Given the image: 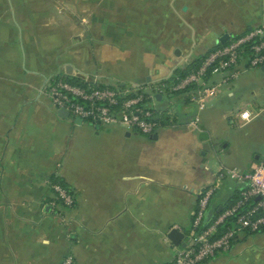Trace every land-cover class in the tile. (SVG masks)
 Here are the masks:
<instances>
[{"label": "crops", "instance_id": "0c3cea01", "mask_svg": "<svg viewBox=\"0 0 264 264\" xmlns=\"http://www.w3.org/2000/svg\"><path fill=\"white\" fill-rule=\"evenodd\" d=\"M254 26H264V0H0V264L67 256L74 264H171L181 246L166 235L176 228L188 240L198 196L216 181L212 153L229 160L219 167L242 172L264 160V84L256 81L264 66L243 71L202 111L174 94L173 121L151 136L77 123L59 114L44 87L81 75L120 87L184 74L225 34ZM130 28L172 31L139 38ZM116 63L120 72L110 77ZM233 99L255 116L240 120L243 110L227 107ZM195 116L201 132L188 127ZM56 180L75 201L64 222ZM239 188L224 177L206 220ZM202 264H264V228L238 231L228 251Z\"/></svg>", "mask_w": 264, "mask_h": 264}, {"label": "built area", "instance_id": "2783aa9c", "mask_svg": "<svg viewBox=\"0 0 264 264\" xmlns=\"http://www.w3.org/2000/svg\"><path fill=\"white\" fill-rule=\"evenodd\" d=\"M264 66V26L249 27L242 34L217 45L200 59L198 65L184 74H169L151 83L111 86L97 76L89 78H54L44 87L51 105L65 109L68 116L96 123L103 127L123 126L127 131L151 136L163 125V109L154 103L163 94L185 93L188 102L198 111L205 100L216 95L220 87L237 79L248 69ZM156 95H160L158 100ZM249 113V119H243ZM255 114L243 110L238 118L244 123ZM191 130L201 132L199 117L188 122ZM240 185L236 199L209 226L199 229L200 222L218 183L224 178ZM54 199L59 205L57 216L65 221L64 212L74 206L73 192L60 181L51 183ZM228 222L223 231L219 225ZM264 228V160H259L247 172L235 167H219L214 184L198 196L191 230L185 246L179 248L171 264H202L217 252L228 251L238 231L259 232ZM60 264H74L71 256Z\"/></svg>", "mask_w": 264, "mask_h": 264}, {"label": "rangeland", "instance_id": "374dc122", "mask_svg": "<svg viewBox=\"0 0 264 264\" xmlns=\"http://www.w3.org/2000/svg\"><path fill=\"white\" fill-rule=\"evenodd\" d=\"M132 30L133 33H137V34H134V35H137L139 36V38H143V37H155V34H156V30L155 29H163V31H161L160 33V37H168V36H171L170 32L172 31V28H130ZM179 37H183L184 35H186V31L182 28L179 29ZM141 34V35H140ZM186 49V48H185ZM24 61V60H23ZM113 68L110 69V77H112V75L114 76H118V73L120 72L118 69H121V65H118V63L114 64L112 66ZM103 70H106L108 69V67H105L103 66L102 67ZM117 69V70H116ZM87 73H93L91 72L92 70L87 67ZM91 75H81V76H78V78H89ZM95 76V75H94ZM111 79V78H110ZM257 81V84L259 86H262L264 84V73H259V76H258V79L256 80ZM109 82H115L114 80H109ZM225 86V85H224ZM223 86L219 88V90L217 91L216 95H219L220 92L223 90ZM261 92L259 94V97H257V101L263 106L264 102H262V96L264 94V89L263 88H260ZM214 96V97H215ZM175 96L174 94H163V99L162 101H159L157 103H154L156 105V107L160 108V109H163V125H167L168 122H172L173 121V102L175 101ZM209 98H207L205 100V105H207L209 103ZM233 102H231L230 104L228 103L227 104V107L228 109H230L231 113L233 114H236L238 112H240L241 110H243L245 107H244V104L241 105V103H236L235 100L233 99L232 100ZM163 126V127H164ZM109 128H119L121 130H125V127L123 126H118V125H110L108 126ZM223 164V165H229V160L228 159H224V156L221 154L220 155V158H216V156L212 153V156L211 158L208 160V166L210 167V169L212 170H215L216 173L218 172L219 170V165L220 164Z\"/></svg>", "mask_w": 264, "mask_h": 264}, {"label": "water", "instance_id": "95a60500", "mask_svg": "<svg viewBox=\"0 0 264 264\" xmlns=\"http://www.w3.org/2000/svg\"><path fill=\"white\" fill-rule=\"evenodd\" d=\"M227 38H228V35L225 34L222 38H220V43H225ZM177 53L178 52L175 51V54H177ZM156 98L158 100H160L161 96L160 95H156ZM59 114L64 116V117H68V112L65 109H60L59 110ZM75 122L81 123L82 120L80 118H75ZM221 210H222V208H220L218 210V212H221ZM166 237L175 246L180 245L181 248L185 246V242H181L183 237H184V234L182 232H180L179 230H177L176 228L170 229L169 232L167 233Z\"/></svg>", "mask_w": 264, "mask_h": 264}, {"label": "trees", "instance_id": "16d2710c", "mask_svg": "<svg viewBox=\"0 0 264 264\" xmlns=\"http://www.w3.org/2000/svg\"><path fill=\"white\" fill-rule=\"evenodd\" d=\"M198 60H199V59H196L195 61H193V62L191 63V65L193 66L194 63L197 62ZM176 72H177V74H179L178 71H176ZM235 199H236V198H235ZM235 199H234V200H235ZM232 202H233V200H232V201L230 200V202H228V203L231 204ZM229 204H227V205H229ZM224 208H225V207H223L222 209H224ZM220 213H221V212H218V210H217L216 214L213 215L212 219H210V220H206V218L203 216L202 219H201V222H200V224H201L200 229H203V228L209 226V224H211V223L217 218V216H218ZM227 225H228V222L225 221L224 223H222L221 225H219V227H218V231H223V230L225 229V227H227ZM245 232L248 233V234L256 233V232L251 233V232H248V231H245ZM234 240H235V238H234ZM234 240L232 241V243L234 242Z\"/></svg>", "mask_w": 264, "mask_h": 264}, {"label": "clouds", "instance_id": "9594fccd", "mask_svg": "<svg viewBox=\"0 0 264 264\" xmlns=\"http://www.w3.org/2000/svg\"><path fill=\"white\" fill-rule=\"evenodd\" d=\"M249 116H250L249 113H244V115H243V119L248 120V119H249Z\"/></svg>", "mask_w": 264, "mask_h": 264}]
</instances>
